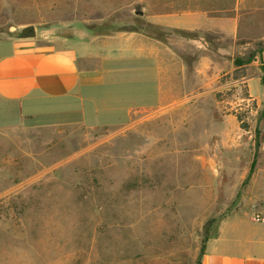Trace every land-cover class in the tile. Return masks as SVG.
Segmentation results:
<instances>
[{
    "label": "rangeland",
    "instance_id": "obj_1",
    "mask_svg": "<svg viewBox=\"0 0 264 264\" xmlns=\"http://www.w3.org/2000/svg\"><path fill=\"white\" fill-rule=\"evenodd\" d=\"M235 2L0 0V38L27 25L48 40L140 30L190 49L203 37L222 65L201 80L190 70L187 97L125 123L0 128V264H198L223 220L264 209L249 174L253 159L264 160L255 151L264 122L244 107L245 70L230 72L232 53L218 51L237 50L245 63V40L149 22L173 11L230 14Z\"/></svg>",
    "mask_w": 264,
    "mask_h": 264
},
{
    "label": "crops",
    "instance_id": "obj_2",
    "mask_svg": "<svg viewBox=\"0 0 264 264\" xmlns=\"http://www.w3.org/2000/svg\"><path fill=\"white\" fill-rule=\"evenodd\" d=\"M230 12L173 11L151 15L149 22L173 31L219 34L235 43L244 39L249 48L245 63L237 61V50L218 51L232 53L225 64L230 72L245 70L242 81L248 97L256 100L249 113L253 120L259 114L263 124L264 0H236ZM36 37L0 38V128L125 123L139 110L187 97L190 70L201 80L211 68L222 67L206 50L203 37L190 39V49L199 56L195 66L185 39L170 36L164 41L140 30L74 31L53 40ZM258 134L255 151L264 154V126ZM249 174L261 185L258 197L263 198V158L252 160ZM246 215L237 212L221 222L217 235L206 243L200 264H264V225Z\"/></svg>",
    "mask_w": 264,
    "mask_h": 264
},
{
    "label": "built area",
    "instance_id": "obj_3",
    "mask_svg": "<svg viewBox=\"0 0 264 264\" xmlns=\"http://www.w3.org/2000/svg\"><path fill=\"white\" fill-rule=\"evenodd\" d=\"M256 106V100L252 97H248L245 100L244 107L247 111H251ZM251 220L257 224H264V209L254 212L251 216Z\"/></svg>",
    "mask_w": 264,
    "mask_h": 264
},
{
    "label": "water",
    "instance_id": "obj_4",
    "mask_svg": "<svg viewBox=\"0 0 264 264\" xmlns=\"http://www.w3.org/2000/svg\"><path fill=\"white\" fill-rule=\"evenodd\" d=\"M36 35H37L36 27L34 25H27L21 29L19 38L21 39L35 38Z\"/></svg>",
    "mask_w": 264,
    "mask_h": 264
},
{
    "label": "trees",
    "instance_id": "obj_5",
    "mask_svg": "<svg viewBox=\"0 0 264 264\" xmlns=\"http://www.w3.org/2000/svg\"><path fill=\"white\" fill-rule=\"evenodd\" d=\"M204 251H205V245H203L202 248H201V254H200V257H199L198 264H200V260H201L202 255L204 254Z\"/></svg>",
    "mask_w": 264,
    "mask_h": 264
}]
</instances>
